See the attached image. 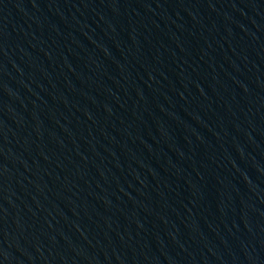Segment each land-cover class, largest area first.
Wrapping results in <instances>:
<instances>
[{"label":"water","instance_id":"1","mask_svg":"<svg viewBox=\"0 0 264 264\" xmlns=\"http://www.w3.org/2000/svg\"><path fill=\"white\" fill-rule=\"evenodd\" d=\"M0 264H264V0H0Z\"/></svg>","mask_w":264,"mask_h":264}]
</instances>
